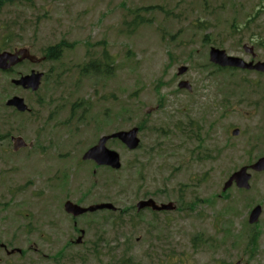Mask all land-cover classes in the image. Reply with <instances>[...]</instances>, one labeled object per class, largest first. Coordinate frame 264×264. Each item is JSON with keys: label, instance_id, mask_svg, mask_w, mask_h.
<instances>
[{"label": "rangeland", "instance_id": "1", "mask_svg": "<svg viewBox=\"0 0 264 264\" xmlns=\"http://www.w3.org/2000/svg\"><path fill=\"white\" fill-rule=\"evenodd\" d=\"M263 8L264 0H36L34 8L0 11L8 51L29 47L42 57L62 41L74 47L61 64L70 76L51 74L36 94L0 73V137L11 134L0 138V264H264V173L253 174L250 192H223L235 172L264 157V75L218 71L209 61L211 48L250 60L244 45L264 61V45L251 43L252 33L264 42ZM250 19L253 30L240 36L235 28ZM104 51L112 75L79 81L75 69ZM56 66L26 63L13 73ZM182 66L189 71L178 78ZM180 80L193 91H180ZM14 95L30 115L6 106ZM78 100L89 110L70 119ZM140 124L138 150L108 143L122 158L120 171L83 162L101 137ZM12 137L33 147L15 153ZM143 200L177 209L138 212ZM67 202L110 203L118 212L86 215L75 227ZM256 206L263 213L251 226ZM2 245L22 253L9 257Z\"/></svg>", "mask_w": 264, "mask_h": 264}, {"label": "water", "instance_id": "2", "mask_svg": "<svg viewBox=\"0 0 264 264\" xmlns=\"http://www.w3.org/2000/svg\"><path fill=\"white\" fill-rule=\"evenodd\" d=\"M20 56H21V59H18ZM25 59L33 60V58H31L29 56V53L26 50L20 51L19 53L15 54V55H11V54L0 55V68L7 69V68L21 62L22 60H25ZM211 59L213 62L220 64L222 66H233V67H239V68H243V69H254V70L264 72V64H259L256 67H252L251 65H245L240 60L233 59V58H227L225 52H220L217 50L212 51ZM183 72H185V70H181V73H183ZM42 77H43L42 74L35 75L33 73L32 76L23 78L20 82H15V83L17 85H21L25 88L32 89L33 91H37L40 87ZM9 105L17 107L20 111H26L28 109V107L24 103V100L18 99V98L10 101ZM137 133H138V131L134 130L128 134L127 133H120L116 136L123 139V141L126 142L130 147L136 148L139 145V141L137 140ZM105 142H106L105 139L102 140L101 146L95 150L90 151L87 154V156L85 157V159H95L101 165H109L115 169H119L121 167V164L119 161V156L114 154V153L108 152L104 148ZM21 146H24V143L22 142V140H17L16 148L21 147ZM254 169L255 170H264V159L261 160L254 167ZM245 172H246V168H244L241 173L235 175L231 179L229 184L227 185V188L232 185L233 180H236L237 184L240 187H247V181H248L249 176H246ZM149 206L153 207V209L157 210V211L172 209L171 208L172 206H163L162 208H158L152 201H150L148 203L140 204L139 208L143 209V208H146ZM103 209H114V207L112 205H99V206L91 207L89 209H82L78 206L72 205L71 203H68L66 205V210L69 213H72L76 216L84 214L86 212H95V211L103 210ZM256 214H257V212H255L253 217H255Z\"/></svg>", "mask_w": 264, "mask_h": 264}, {"label": "trees", "instance_id": "3", "mask_svg": "<svg viewBox=\"0 0 264 264\" xmlns=\"http://www.w3.org/2000/svg\"><path fill=\"white\" fill-rule=\"evenodd\" d=\"M34 1L35 0H0V10L8 4H14V3L18 2L20 4L32 5L34 3ZM135 23H137L136 27H138L140 25L139 22H137L136 20H135ZM68 49L69 50L74 49L73 45H70L66 41H63V42L59 43L58 45H55L53 47L48 48L44 52V56L46 57L47 61L57 63L60 65V64H62L61 61L63 59V56L68 51ZM102 56H103L104 61L98 60V59L97 60L90 59L91 62H89L86 65H83L79 71L80 75L88 76L90 73H92L95 76H99L100 73L102 74L105 71V66L107 68H109L110 63L112 62V57H110V55L108 53H104ZM58 71L61 72L58 76V79H57L58 81H61L63 78H65V77H63V75L65 73L70 74V70H68L65 66L59 67ZM53 72H54V70H53ZM48 77H49V75H47V79H48ZM64 80H66V79H63V81ZM74 108H77V107H74Z\"/></svg>", "mask_w": 264, "mask_h": 264}]
</instances>
